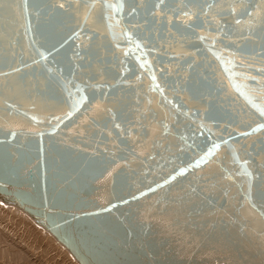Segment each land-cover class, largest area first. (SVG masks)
Wrapping results in <instances>:
<instances>
[{"label": "water", "instance_id": "obj_1", "mask_svg": "<svg viewBox=\"0 0 264 264\" xmlns=\"http://www.w3.org/2000/svg\"><path fill=\"white\" fill-rule=\"evenodd\" d=\"M61 2L0 0V199L79 264H264V0Z\"/></svg>", "mask_w": 264, "mask_h": 264}, {"label": "rangeland", "instance_id": "obj_2", "mask_svg": "<svg viewBox=\"0 0 264 264\" xmlns=\"http://www.w3.org/2000/svg\"><path fill=\"white\" fill-rule=\"evenodd\" d=\"M24 215L0 202V264H78L65 256L66 249L54 237Z\"/></svg>", "mask_w": 264, "mask_h": 264}, {"label": "snow or ice", "instance_id": "obj_3", "mask_svg": "<svg viewBox=\"0 0 264 264\" xmlns=\"http://www.w3.org/2000/svg\"><path fill=\"white\" fill-rule=\"evenodd\" d=\"M81 2H82V0H64V2H61V3L58 4V8L59 9H65L67 11V9L65 7L66 3L68 4V8H73L78 3H81ZM177 2H182V0H177ZM95 3H99L101 9H104V8L113 9V8H115L117 11H122L123 8H124V3L120 2V0H118V2L115 3V4L112 3L111 0H95ZM140 3H141V0H137V6H140ZM26 4H27V0H25V6H26ZM166 5H167V0H155V2L153 4V8H162V7H165ZM84 6L87 7L88 5L85 4ZM93 7H94V4H93ZM211 7H213V5L210 4L209 8H211ZM135 11H136L135 8L131 9V12L134 13ZM201 11H203V8H201ZM232 11H234V9H232ZM173 14L175 15V13H173ZM184 14L186 16L190 17V13L186 9L184 10ZM236 23L239 24L240 21L237 20ZM188 27H191V25H188ZM200 39L203 41V40L207 39V37H200ZM128 40H129L130 43L135 44L136 48L139 49L141 47V45L139 43H136L135 40L131 36L128 37ZM40 55H41V59L42 60H46L47 59V57H45L43 53H40ZM4 63H5V61L3 59V55L0 54V64H4ZM141 67L143 68V67H145V65L141 64ZM12 71L13 72L19 71V69L15 68V67H12ZM10 74H11L10 72H5V71H3V69H0V77L8 76ZM252 79H255V77H253ZM153 80H155V76H153ZM156 87H157V89H159L160 85L157 84ZM69 98H71V93H69ZM258 114L261 117H264V110L259 111ZM141 126H143V125H141ZM114 127L119 129L121 127V125L119 123H116L114 125ZM261 128L264 129V124L261 125ZM254 131H255V129H254ZM220 147H221V145H219V144H217L215 142H212L210 146H208L205 149H203V155L200 157V160H203L206 157H211L213 155L214 150L219 149ZM200 160L197 161V164H199ZM244 174L246 176H250L251 175V173L248 172L247 170H245ZM173 180H175V176H173Z\"/></svg>", "mask_w": 264, "mask_h": 264}, {"label": "bare ground", "instance_id": "obj_4", "mask_svg": "<svg viewBox=\"0 0 264 264\" xmlns=\"http://www.w3.org/2000/svg\"><path fill=\"white\" fill-rule=\"evenodd\" d=\"M0 202H2L3 204H5V205H7L10 209H11V211L13 212V213H16L17 215H21V216H23L24 215V211H22L20 208H18V207H16V206H14L13 204H8V203H6V202H4V201H2L1 199H0ZM12 206V207H11ZM14 207H16V208H14ZM21 210V211H20ZM26 215H28L27 213H25ZM25 216V215H24ZM29 216V215H28ZM30 217V216H29ZM31 218V217H30ZM32 219V218H31ZM33 220V219H32ZM34 221V220H33ZM35 222V221H34ZM33 222V223H34ZM36 223V222H35ZM37 224V223H36ZM38 225V224H37ZM40 228H42V229H44L42 226H40V225H38ZM45 230V229H44ZM45 232H47V233H49L47 230H45ZM50 234V233H49ZM51 236H52V234H50ZM49 236V235H48ZM53 237V236H52ZM51 237V238H52ZM53 241V240H52ZM57 241V240H56ZM54 243V242H53ZM57 243L58 244H60L63 248H65L60 242H58L57 241ZM0 247H1V242H0ZM66 249V248H65ZM64 252L66 253L65 254V256H69V257H71L72 256V254L66 249V250H64ZM73 257V256H72ZM74 258V257H73ZM74 260L77 262V260L74 258ZM78 263V262H77ZM79 264V263H78Z\"/></svg>", "mask_w": 264, "mask_h": 264}]
</instances>
